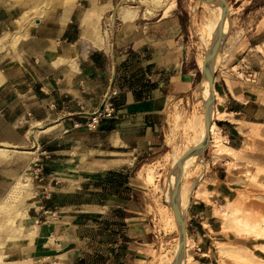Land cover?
Segmentation results:
<instances>
[{
	"label": "crops",
	"instance_id": "0c3cea01",
	"mask_svg": "<svg viewBox=\"0 0 264 264\" xmlns=\"http://www.w3.org/2000/svg\"><path fill=\"white\" fill-rule=\"evenodd\" d=\"M61 1L0 0V147L13 149L0 158V207L24 212L20 238L0 223V264H143L157 236L141 173L163 157L196 81L182 22L176 11L141 26L125 19L99 45L87 15L121 20L122 0ZM225 51L213 76L220 141L211 135L191 183L188 254L236 264L230 255L249 250L263 264L261 240L237 233L227 207L264 213V27ZM113 88V118L89 128ZM20 181L31 188L15 199Z\"/></svg>",
	"mask_w": 264,
	"mask_h": 264
},
{
	"label": "rangeland",
	"instance_id": "374dc122",
	"mask_svg": "<svg viewBox=\"0 0 264 264\" xmlns=\"http://www.w3.org/2000/svg\"><path fill=\"white\" fill-rule=\"evenodd\" d=\"M55 1L59 0H31L36 6L40 5L44 8ZM211 2L210 0H122L120 3L122 8L121 20L112 18L109 23H104L100 26L106 37L112 39L114 35L113 30L117 29L119 24L125 19L135 20L138 26H141L154 21L162 15L167 16L171 11H176L182 22V41L185 47L187 69L194 70L196 76L189 102H185L181 106V109L178 110V113L175 114L173 126L170 127L168 132L163 157L155 159L156 161H153L155 162L153 164L149 163V165L144 167L143 173H141L147 184L153 187V198L156 203L154 230L157 236L156 251L143 264H173L178 256L177 250H179L180 245L179 223L178 219H176L177 216L174 208L167 201V192L170 182L176 174V162L186 161L194 156L196 150L194 139L202 131L200 128H203L204 123L208 121L206 95L203 92V98L200 84L203 81L204 69L210 55V44L206 26L209 19L212 21L213 17H215L214 21L217 17L214 5ZM219 2L227 14L228 34L216 54L218 58L217 67L221 62V57L226 47L229 48V51L226 50L225 53L230 54V51L234 49L237 42L251 33L257 24H260V27H264V0H219ZM209 139L210 137L202 149L199 158L194 162L195 164L193 163L189 168L187 176L184 175L180 180L181 186L190 195V203L184 217L185 223L193 193L191 183L195 179V176L198 175L199 166L203 164L205 148H207L206 145ZM218 142L215 139V143ZM30 145L32 144L30 143ZM150 176L153 177L152 181H150ZM257 200L261 204H264L262 198H257ZM237 214L241 215V213ZM249 216L250 219L264 226L263 211L254 210L252 212L249 210ZM0 223L12 234L18 235L17 232H13V227L9 223L5 213H0ZM190 249L191 246L189 253L192 256ZM260 262L264 264V261ZM188 264H193L192 259ZM236 264L257 263L236 262Z\"/></svg>",
	"mask_w": 264,
	"mask_h": 264
},
{
	"label": "bare ground",
	"instance_id": "6f19581e",
	"mask_svg": "<svg viewBox=\"0 0 264 264\" xmlns=\"http://www.w3.org/2000/svg\"><path fill=\"white\" fill-rule=\"evenodd\" d=\"M19 1H24V0H19ZM28 1L30 2L31 0H28ZM63 1H66L69 3V2L74 1V0H63ZM63 1H61V2H63ZM210 2H211V0H210ZM211 3H213V5H214L213 7H214L215 12L217 13V17H216V20H214V21H213V19H215V17H213L212 21L209 19L207 26H206L207 27V34H208V38H209V44H210V55H209V61H208L207 65L205 66V69H204L203 81L200 84V87L202 88L204 94L206 95V106H207L206 108L208 110V121H206L204 123L203 128H200V129H202V131L197 136V138L194 139L195 140L194 141L195 149H196L194 156L190 159H187L186 161H182V162L177 161L176 162V164H175L176 165V169H175L176 174L172 178V180L170 182V187H169L168 192H167V201L172 205V207L174 208V211L176 210L177 215H178L179 234H180V245H179V250H177L178 256H177V259L173 262V264H188V262L192 259V257L188 254V250L190 248V245H189L190 243H189L186 231H185L184 222L182 223V221H184L185 213H186V210H187L188 205L190 203L189 202V196L190 195H188L187 191L181 186L180 180L182 179V177L184 175L187 176L186 174L188 173L189 168L193 165V163L196 161V159L199 158V156L202 152V149L204 148L205 144L208 141V138L211 137V135L217 141H220V136L217 134V127L214 124L213 119H212L213 118V108H214V96H213L214 90H213L212 80H213L214 71H215V68L217 65V61H218L216 54L220 50V47L223 43V40L226 38V35L228 34V23H227L226 11L223 8V6L221 5V3L219 2V0H212ZM70 7H68V8H70ZM91 10L93 11V9H91ZM214 10H213V13H214ZM90 13H94V12H90ZM95 14H93V16ZM93 16L91 14H88L86 17L87 19H85V22L87 23L88 28H93L95 43L96 44H99V43L102 44L106 35L101 30L100 25H98L99 23H96V21H95L96 19H94ZM97 18H98V16H97ZM33 134H34V131L30 132V135H33ZM10 150H13V149H11L10 147H6V146L0 147V158L4 157L8 152H10ZM16 151L20 152V153H25V154L28 153V151H26V150H16ZM189 175H190V173H189ZM152 180H153V177L150 176V181H152ZM30 188L31 187H30L29 183H23L22 181H20L17 184V186L15 187V191H14V195H13L14 198L15 199L21 198V194L23 192L28 191ZM11 205H14V204H11ZM15 208H17V207H15ZM227 208L230 209V211L233 215V221L232 222L235 225L237 233H239V234L244 233V235L246 234L249 236H253V237L257 238V240L258 239L261 240V243L257 246V249L262 254H264V226L253 221L252 219H250L249 210H243L242 208L238 207V205L234 206L233 202ZM12 209L10 207L8 208L5 204H3L0 207V213L1 214L5 213L7 215L9 223L13 227L12 228L13 232L14 233L17 232L18 233L17 236H19V238H20L23 236V231H24L23 222L21 220L20 222L18 221L19 223H17L16 220L14 221V219L15 218L22 219L24 217V212L21 209H17V210L14 209L13 212L15 210H16V212H15V216H13L14 214L11 213ZM237 213H241V215L239 216ZM221 247H224V244L221 245ZM229 249H230V247H229ZM259 255H261V254L259 253ZM3 257L4 258L6 257L5 253L0 254V263H2V260L4 259ZM230 257L233 258L235 260V262H237V263H254V262H256V259H257L255 254L249 250H244L241 254L238 253V254L230 255ZM260 261L263 262L262 259H260Z\"/></svg>",
	"mask_w": 264,
	"mask_h": 264
},
{
	"label": "built area",
	"instance_id": "2783aa9c",
	"mask_svg": "<svg viewBox=\"0 0 264 264\" xmlns=\"http://www.w3.org/2000/svg\"><path fill=\"white\" fill-rule=\"evenodd\" d=\"M118 95V91L113 88L110 89L103 97L102 108L96 111L90 118L89 128H96L102 120L111 119L115 113V105L113 100ZM42 169L39 167L35 173V177L39 179Z\"/></svg>",
	"mask_w": 264,
	"mask_h": 264
},
{
	"label": "water",
	"instance_id": "95a60500",
	"mask_svg": "<svg viewBox=\"0 0 264 264\" xmlns=\"http://www.w3.org/2000/svg\"><path fill=\"white\" fill-rule=\"evenodd\" d=\"M225 1V0H224ZM212 84H213V80H212ZM206 120H207V118H206ZM175 214L177 215V212H176V210H175ZM177 219H178V215H177ZM184 222V227H185V231H186V234H187V225H186V223H185V219H184V221H182V223Z\"/></svg>",
	"mask_w": 264,
	"mask_h": 264
}]
</instances>
